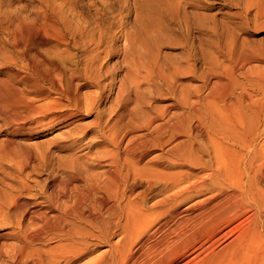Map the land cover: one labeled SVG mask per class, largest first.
I'll list each match as a JSON object with an SVG mask.
<instances>
[{"label": "bare ground", "instance_id": "bare-ground-1", "mask_svg": "<svg viewBox=\"0 0 264 264\" xmlns=\"http://www.w3.org/2000/svg\"><path fill=\"white\" fill-rule=\"evenodd\" d=\"M95 58L86 59L82 71L67 69L54 57H41L43 68L41 63H33V81L46 82L56 98L37 105L22 99L24 108L16 110L11 104V120L21 126L14 125L15 133L28 130L32 134L42 122L51 128L56 120L97 110L101 92H79L82 85L99 83L102 74L93 72ZM248 59L250 56L240 58V69ZM255 74L248 84L252 93L240 86L242 91L234 98L221 82L205 95L203 85L184 95L155 92V100L170 102L160 108L137 104L134 130L143 132L128 139L127 134L118 138L114 132L108 138L109 149L92 140L88 148H96L94 154L73 153L90 130L58 147L71 151L63 159L20 148L24 157L19 173L33 161L32 169H45L48 181L35 184L40 200L24 197L28 188L23 183L12 188L14 194L7 204L13 212H0V218L4 221L12 214L16 219L7 220L10 231L0 240V264H177L189 252L195 254L184 264H264V222L260 221L264 212L247 216L253 222L250 228L241 229L221 251L213 249L227 236L218 235L219 226L245 217L248 197L254 200L255 194H264V141L260 142L264 137V69L258 68ZM74 80L83 83L74 84ZM32 83L28 80L23 86L29 88ZM56 111L62 115L52 116ZM122 114L117 113L119 118ZM95 126L99 138L107 137L101 113ZM164 147L168 148L149 158L153 150ZM198 170L203 174L198 175ZM138 187L141 189L133 195ZM211 192V196L182 207L184 201ZM154 195L163 197L145 207ZM196 209L199 212L192 214ZM52 240L56 244L48 247L46 243ZM200 245L208 246L201 250L205 257L199 259ZM101 247L104 249L92 257Z\"/></svg>", "mask_w": 264, "mask_h": 264}, {"label": "rangeland", "instance_id": "rangeland-1", "mask_svg": "<svg viewBox=\"0 0 264 264\" xmlns=\"http://www.w3.org/2000/svg\"><path fill=\"white\" fill-rule=\"evenodd\" d=\"M260 55H264V0H0V212H13L8 208L14 194L12 188L17 189L23 183L28 188L23 192L24 197L40 200L35 184L48 181L45 169H32H35L33 161L29 162L25 172L19 173L23 147H28L35 155L49 152L53 157L63 159L71 151L58 147L70 137L90 130L73 153L94 154L96 148H88L92 140L100 141L102 149H109L107 142L112 133L115 132L118 138L127 134L128 139L143 132L134 130L139 102L157 108L170 102L155 100V92L184 95L203 85L202 95H205L214 84L221 82L228 86L230 98L240 94V86L252 93L248 84L255 79L258 68L264 69V58ZM93 56L98 60L93 72L99 71L104 76L101 75L99 83L82 85L79 92L83 95L101 92L97 110L87 115L83 111L61 122L56 120L57 124L51 128L42 122L32 134L28 130L15 133L18 126L11 120L13 114L8 108L11 104L16 110L24 108L22 99L29 98L27 100L35 101L37 105L56 98L54 89L46 82L40 80L37 85L33 81V63H41V57H54L67 69L82 71L85 60ZM246 56L250 59L240 69V58ZM245 71L246 75L241 74ZM27 79L33 82L32 88L28 86L31 89L23 86ZM73 83L83 81L74 80ZM40 94L44 96H38ZM97 112L101 113L102 124L107 125L103 129L107 137H98ZM117 113H123L122 117L119 118ZM51 115L61 116L62 112ZM167 148L153 150L149 158ZM27 172L31 174L25 178ZM196 172L203 174L199 170ZM140 189L133 190V195ZM211 194L184 201L182 207ZM162 197L152 196L145 202V207ZM253 197L254 200L247 199L249 206L245 217L219 226L218 235L227 233V236L214 245V252L233 241L241 229L253 225L247 216L264 212V194ZM197 212L196 209L192 214ZM8 219L12 221L16 216L9 214ZM7 220L0 218V240L10 231ZM262 220L264 216L260 219L264 222ZM55 244L53 240L46 243L48 247ZM201 246L198 247L199 259L205 257L206 252L201 253V250L208 245ZM103 249L98 248L92 257ZM194 254L186 253L177 264H184Z\"/></svg>", "mask_w": 264, "mask_h": 264}]
</instances>
